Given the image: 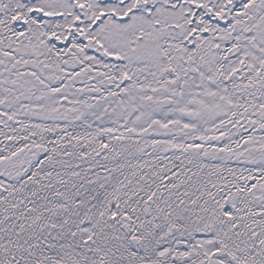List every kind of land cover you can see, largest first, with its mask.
I'll use <instances>...</instances> for the list:
<instances>
[{
	"label": "snow or ice",
	"instance_id": "snow-or-ice-1",
	"mask_svg": "<svg viewBox=\"0 0 264 264\" xmlns=\"http://www.w3.org/2000/svg\"><path fill=\"white\" fill-rule=\"evenodd\" d=\"M0 264H264V0H0Z\"/></svg>",
	"mask_w": 264,
	"mask_h": 264
}]
</instances>
